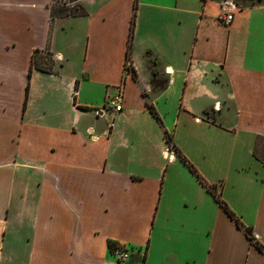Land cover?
<instances>
[{
  "label": "crops",
  "instance_id": "obj_1",
  "mask_svg": "<svg viewBox=\"0 0 264 264\" xmlns=\"http://www.w3.org/2000/svg\"><path fill=\"white\" fill-rule=\"evenodd\" d=\"M55 1L0 0V264H264L178 151L264 246V0Z\"/></svg>",
  "mask_w": 264,
  "mask_h": 264
},
{
  "label": "trees",
  "instance_id": "obj_2",
  "mask_svg": "<svg viewBox=\"0 0 264 264\" xmlns=\"http://www.w3.org/2000/svg\"><path fill=\"white\" fill-rule=\"evenodd\" d=\"M136 7H137V0L135 1V10H136ZM135 13H136V11H134V16H133L132 23H131V27H130V36H129L130 38H129V44H128V52H127V56H126V64H127V66H128L129 69H132V66H131V63H130L131 59H130V52H129L130 49H129V48H130L131 43H132V36H133V30H134V20H135ZM37 52H39V49H37V50L34 52V54H33V57H32V65L34 64V65L39 66V67L42 68V69L47 70L45 66L38 65V64H37V61H35V55H36ZM150 109H151V111H152L155 115H157L155 109H154L151 105H150ZM167 140L169 141L170 145L172 146L173 144H172V138H171V135H169V134L167 135ZM260 143L263 144L262 141H261V142L258 141V144H260ZM258 149H259V148L256 146V149H255V152H254V153H255V155H256L257 157H259ZM178 151H179V150H178ZM179 155H180V158H181L184 162L189 163L188 160L185 158V156H183V155L180 153V151H179ZM189 164H190V163H189ZM190 165H191V164H190ZM191 166H192V165H191ZM192 167H193V166H192ZM192 169H193V171L199 176V178H200V180L203 182V184L206 185L208 191L214 195V197H215L216 200L221 204V206L224 208V210H225V211H226V212H227V213H228L233 219L236 220V222H237V224H238L239 226H241V227L244 228V230H245L247 236L250 238V240H251L252 242H254V244H255L259 249H261V250L264 251V246L258 241L257 237H256L255 234L253 233L252 227L245 226V225L243 224V222H242V221L236 216V214L230 209V207L228 206V204H227V203L221 198L220 194L218 193L217 186H216V185L209 184L208 182H206V180L203 179V177L197 172V170H196L194 167H193ZM109 244H110L111 247H113V245L115 244V242H114V241H109Z\"/></svg>",
  "mask_w": 264,
  "mask_h": 264
},
{
  "label": "rangeland",
  "instance_id": "obj_3",
  "mask_svg": "<svg viewBox=\"0 0 264 264\" xmlns=\"http://www.w3.org/2000/svg\"><path fill=\"white\" fill-rule=\"evenodd\" d=\"M75 0H56L54 3V13L55 14H76V13H81L82 9L80 8V6L76 3H74ZM174 143V142H173ZM181 143L184 144L187 148V150L191 153V151H194L195 148H193L192 146H190L186 141L181 140ZM180 153L183 154V156H185V158L188 160V162L197 170V172L202 176V174L200 173V171L198 170V168L192 163L190 162L191 160L188 158V156L186 155V153L182 150V148L178 147ZM256 158L257 156L254 155ZM181 163H182V167L185 168L191 175H193L196 179H198V181L202 182L199 178V176L193 171V167L189 164L184 162L182 159H180ZM222 170L224 171L226 168H215L214 172L216 175V171L218 170ZM220 170V171H221ZM204 179V178H203ZM206 179V178H205ZM204 179V180H205ZM207 180V179H206ZM219 180V179H218ZM208 181V180H207ZM206 181V182H207ZM220 181V180H219ZM223 180H221L222 183ZM203 184V182H202ZM210 184V183H209ZM204 186L206 187V185L204 184ZM207 188V187H206ZM169 245V244H167Z\"/></svg>",
  "mask_w": 264,
  "mask_h": 264
},
{
  "label": "built area",
  "instance_id": "obj_4",
  "mask_svg": "<svg viewBox=\"0 0 264 264\" xmlns=\"http://www.w3.org/2000/svg\"><path fill=\"white\" fill-rule=\"evenodd\" d=\"M233 11H226L224 16L222 17V21L224 23H230L233 20ZM122 101H123V95L122 93H118L115 95L111 100L108 101V107L111 108L114 111H119L122 109ZM103 113V110H101V114ZM113 254L117 257L119 261H125L130 257V251L129 249L125 248L121 245H116L112 248Z\"/></svg>",
  "mask_w": 264,
  "mask_h": 264
}]
</instances>
